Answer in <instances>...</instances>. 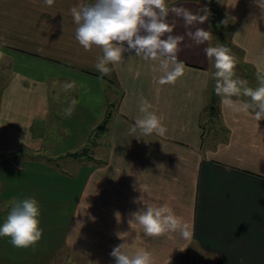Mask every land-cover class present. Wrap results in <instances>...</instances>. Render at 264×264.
Wrapping results in <instances>:
<instances>
[{
    "label": "crops",
    "instance_id": "crops-1",
    "mask_svg": "<svg viewBox=\"0 0 264 264\" xmlns=\"http://www.w3.org/2000/svg\"><path fill=\"white\" fill-rule=\"evenodd\" d=\"M93 2L54 0L48 6L44 0H0V61L5 62L0 72L6 73L0 81V225L18 201L17 196H3L2 187L15 180L38 182V173L27 170L54 169L53 160L84 149L92 131L106 119L94 143L95 156L87 150L81 161L87 172L66 248L83 252L96 264H115L111 251L127 242L131 251H150L154 264H168L180 249L196 242L214 257L213 264H264V119L256 121L251 108L245 114L221 104L214 61L204 51L212 39L197 45L187 35L197 27L210 30L209 20L186 28L170 11L172 35L184 36L177 59L186 71L174 84L160 85V73L153 70L156 62L134 51L125 52L120 64H109L108 75L96 69L102 50L83 49L75 39L77 26L70 12ZM167 3L170 9L184 7L194 14L204 8L201 0ZM222 8L232 24L231 52L238 50L257 75V65L264 61V0H224ZM73 82L72 89H63ZM142 98L163 118L164 136L130 132L134 119L142 115ZM73 99L74 111L65 118ZM232 99L250 103L246 96ZM60 104L64 110L55 113ZM206 114L218 117L216 134L207 139ZM220 130L226 138L219 137ZM59 146L64 150L53 155ZM9 172L13 175L7 179ZM53 173L59 174L56 169ZM142 195L146 204L167 203L190 226L191 237L184 239L177 232L152 238L139 226L131 228V213L144 207L136 202ZM124 232L126 241L117 236ZM60 247L50 236L29 248H15L10 238L0 237V264H52Z\"/></svg>",
    "mask_w": 264,
    "mask_h": 264
},
{
    "label": "clouds",
    "instance_id": "clouds-1",
    "mask_svg": "<svg viewBox=\"0 0 264 264\" xmlns=\"http://www.w3.org/2000/svg\"><path fill=\"white\" fill-rule=\"evenodd\" d=\"M44 2L51 6L54 0ZM170 11L183 19L186 28L196 24L202 25L210 16L207 7L194 14L184 7L170 9L167 0H94L93 3L70 9L77 26L75 39L78 43L85 51L91 50L93 46L102 50V56L95 65L102 76L110 74L109 64H120L125 52L134 51L135 56L156 62L153 70L160 73L157 79L160 85L174 84L186 71L185 64L177 59L184 36L172 35L175 24L167 20ZM187 35L197 45L210 41L213 36L210 30L202 27L187 32ZM204 51L206 57L214 61L215 93L221 97V104L245 114H248L251 108L256 121L264 119V61L257 65L259 86L252 88L247 85V81L234 78L236 58L228 46H207ZM62 87L68 91L74 87V82L65 83ZM240 96L249 97L250 103L232 99ZM76 103L73 99L70 106L64 110L65 118L72 115ZM151 109L152 105L142 98L139 106L142 115L134 119L131 133L139 131L142 136L153 133L159 136L166 134L167 128L163 118ZM140 190L143 193L146 189L142 187ZM136 202H142L144 207L131 213L128 221L131 228L139 226L145 236L152 238L177 232L184 239L191 237L190 226L182 222L167 203L146 204L143 195ZM40 215V207L35 198L14 201L6 219L0 225V237L10 238V243L15 248L35 246L43 236ZM116 217L119 221L120 214L116 213ZM127 234L117 233V236L125 240ZM131 247V244L124 242L113 248L110 255L115 264H154L150 251H131Z\"/></svg>",
    "mask_w": 264,
    "mask_h": 264
},
{
    "label": "rangeland",
    "instance_id": "rangeland-1",
    "mask_svg": "<svg viewBox=\"0 0 264 264\" xmlns=\"http://www.w3.org/2000/svg\"><path fill=\"white\" fill-rule=\"evenodd\" d=\"M201 2L204 5V7L207 6L206 5L207 0H201ZM209 2L210 3L212 2L213 6L217 7L218 10L221 11L222 13L223 10L222 5L224 0H209ZM224 24L226 27V29H224V36L227 39H229V35H230L229 25H232L231 21L229 19L225 20L224 18ZM210 31L212 32L213 35L211 46H216L217 44H220L219 36L216 30L210 29ZM232 54L236 58V68H235L234 78L247 81V85L249 87L255 88L259 83L255 72L251 70L250 67H248L242 61L240 52L238 50L233 49ZM0 62H1L0 70H3L5 62L4 61H0ZM5 77H6V73L4 71L0 72V81H4ZM113 97L116 99L115 96ZM64 108L65 105L60 104L56 108L55 113L60 112V110L63 111ZM217 118L215 115L214 116H208L207 114L204 115V119H203L204 130H205L204 137L206 139L210 138L213 134H216V129H218V124H216V121L218 120ZM94 130L92 132H94ZM64 134L65 132L63 131L61 137H64ZM218 135L220 138H226L225 132H223L222 130H220ZM67 138L69 141L71 140L70 137ZM99 140H100V133H97L92 143L90 139L89 141H87L89 143L88 154L90 153L95 156L96 154L95 152L98 149V147L95 148L94 143H97V141L99 142ZM83 147H85V145H83ZM56 150L57 152L53 153V155L55 156L58 155L60 150H64V148L62 146H59ZM78 150L79 149H77L75 152H77ZM44 152L46 154H52L48 151H44ZM65 154L66 152L61 153V155H63L62 157L56 158L51 162L52 163L51 165L54 166V169H56L57 172H59V174L57 173L58 176L55 175V173H53L54 169L49 167L39 168V169L34 168L29 170L26 169L28 172L33 171L38 173L40 178L39 181L37 182L35 180V182H30L28 185L24 183H18L20 182V180L10 181L11 184H6V186L2 187V194L3 196L6 195L9 197L11 195L17 196L18 200L24 198H35L38 201L41 212L40 226L42 229H44L43 236L46 237L50 236L53 239L55 246H57L58 244L62 245V247H60V252L57 254V258L55 259V262H53L52 264H96L86 259L83 252L81 253L76 252L74 251L73 248L68 249L64 244L68 236V230L70 228V224L72 223V218L74 214V205L76 206L77 202L80 200L83 191V182L85 180L84 177L87 172V168L84 167V164L81 162L83 161L82 159L87 158L86 156L87 153L80 156H73V155L68 156ZM2 175L4 179L5 173H3ZM10 175H13V173L9 172V174H7V179H9L8 177ZM82 213H83V203H82V210L81 207L78 209L77 217L81 219L80 223L83 222ZM70 244L75 245V243L71 241ZM182 249L184 250L183 251L180 250L179 251L180 253L177 255V257H174L173 260L168 264H213L212 262L214 260V257L208 252L202 251L196 242L190 243L187 247Z\"/></svg>",
    "mask_w": 264,
    "mask_h": 264
},
{
    "label": "trees",
    "instance_id": "trees-1",
    "mask_svg": "<svg viewBox=\"0 0 264 264\" xmlns=\"http://www.w3.org/2000/svg\"><path fill=\"white\" fill-rule=\"evenodd\" d=\"M206 7L210 11V16H209V19H208L209 23H210V28L212 30H214V29L216 30V32H217V34L219 36L220 44H224V45L228 46L231 49L230 41L224 36V29H226V27H225V24H224V18H223V15H222L221 11H219L217 7L213 6L212 2L210 3L209 0H207V6ZM229 28H231V25H229ZM110 107L111 106L109 105L106 118L109 115ZM105 122H106V119H105L104 123L99 124L95 128V130L93 132L94 134H92V136H90L91 143L93 142V139L95 138V135H97V133H100V130L103 127H105ZM88 148H89V143L86 145V147L84 149H81L78 152L68 153V155H73V156L84 155L85 153H87Z\"/></svg>",
    "mask_w": 264,
    "mask_h": 264
}]
</instances>
